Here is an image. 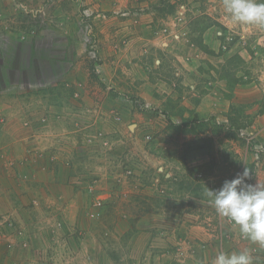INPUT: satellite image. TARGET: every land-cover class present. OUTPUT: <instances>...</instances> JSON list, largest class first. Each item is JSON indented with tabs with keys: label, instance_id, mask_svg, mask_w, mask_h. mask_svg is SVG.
<instances>
[{
	"label": "rangeland",
	"instance_id": "374dc122",
	"mask_svg": "<svg viewBox=\"0 0 264 264\" xmlns=\"http://www.w3.org/2000/svg\"><path fill=\"white\" fill-rule=\"evenodd\" d=\"M48 1L75 20L30 11L8 30L49 39L55 22L60 56L72 40L75 63L60 68L78 79L62 88L86 114L75 143L90 158L73 196L26 193L28 212L10 210L0 163V264H20L13 251L37 264H200L207 243L192 241L205 233L211 253L230 239L264 264V0Z\"/></svg>",
	"mask_w": 264,
	"mask_h": 264
},
{
	"label": "crops",
	"instance_id": "0c3cea01",
	"mask_svg": "<svg viewBox=\"0 0 264 264\" xmlns=\"http://www.w3.org/2000/svg\"><path fill=\"white\" fill-rule=\"evenodd\" d=\"M46 1L0 0V155L3 156L0 157V163H5L2 169L6 176H3L2 181L8 182L11 186L5 194L2 193L9 206H12L10 210L13 209L14 212L29 211L27 207L22 206L26 193L31 192L47 198L49 195L56 201L73 196L76 190L73 183H81L76 175V169H81L90 158L85 155L88 152L81 150L75 143V131L80 123L83 125L86 114L79 109L78 99L65 93L62 88L65 80L78 79L75 73L63 71L62 75L60 68L61 63H75L76 51L72 40L69 45L72 57L60 56L59 38L54 35L56 31L60 32V29L56 28L55 22L50 24L53 35L49 39L37 33V30L31 32L23 30L21 33L8 30L12 26L9 20L18 22L20 15L23 16L30 11L35 13L52 11L53 18L75 20L74 14L62 13L59 4H50V1ZM263 4L264 2L261 7L264 9ZM59 18L56 21H59ZM70 29L71 26L67 29L70 34L76 31ZM67 69L70 70V66ZM43 149L44 154L40 152ZM34 154L37 155L36 159L25 158ZM27 179L30 180L25 182ZM23 183L24 187L21 186ZM53 184L57 191L45 192V188ZM16 203L19 205L16 206ZM60 203L65 202L62 200ZM30 217L29 215L27 223L31 222ZM32 224L36 225L34 220ZM197 235L199 238L198 232ZM210 237L205 233L200 240L192 241L195 245L197 242L207 243L206 250L209 253L205 251L204 257L202 260L199 258L200 261L197 263L240 264L244 250L241 251L237 245L234 246L232 244L234 241L226 239L224 246H219L220 250L216 244L215 248H212L215 252L211 253ZM229 242L231 246L228 245ZM38 243L40 241L36 239L33 244L39 246ZM16 254L14 251L7 254V261L16 258L22 259L19 261L20 264H37L31 253L24 254L25 256ZM157 257L158 255L154 256L158 262Z\"/></svg>",
	"mask_w": 264,
	"mask_h": 264
},
{
	"label": "built area",
	"instance_id": "2783aa9c",
	"mask_svg": "<svg viewBox=\"0 0 264 264\" xmlns=\"http://www.w3.org/2000/svg\"><path fill=\"white\" fill-rule=\"evenodd\" d=\"M92 53H93V57H96V53H95V50L94 51H92ZM251 185H252V182H251V180L249 181V187H251ZM253 201H255V202H257V198H254L253 199ZM101 200H98L97 201V205H101ZM254 251H256V249L254 250ZM255 258V256H252V258L250 257V256H247L245 259H243L241 262H240V264H253V259Z\"/></svg>",
	"mask_w": 264,
	"mask_h": 264
}]
</instances>
